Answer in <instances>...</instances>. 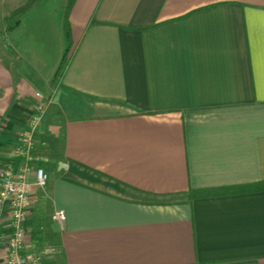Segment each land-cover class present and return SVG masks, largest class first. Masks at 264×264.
I'll list each match as a JSON object with an SVG mask.
<instances>
[{"label":"crops","instance_id":"obj_1","mask_svg":"<svg viewBox=\"0 0 264 264\" xmlns=\"http://www.w3.org/2000/svg\"><path fill=\"white\" fill-rule=\"evenodd\" d=\"M70 22L54 83L63 53L47 64L0 43V187L8 166L33 182L26 250L44 264H264V0H75ZM219 188L233 191L191 196Z\"/></svg>","mask_w":264,"mask_h":264},{"label":"rangeland","instance_id":"obj_2","mask_svg":"<svg viewBox=\"0 0 264 264\" xmlns=\"http://www.w3.org/2000/svg\"><path fill=\"white\" fill-rule=\"evenodd\" d=\"M67 1L36 0L32 7L21 15L20 27L18 25L16 30L9 31V26L17 17L12 20L7 17L22 4L14 0H0V43H16L20 55L27 59L30 56L28 50H31L36 58L45 56L48 59L47 64L57 62L65 48L63 19Z\"/></svg>","mask_w":264,"mask_h":264},{"label":"built area","instance_id":"obj_3","mask_svg":"<svg viewBox=\"0 0 264 264\" xmlns=\"http://www.w3.org/2000/svg\"><path fill=\"white\" fill-rule=\"evenodd\" d=\"M41 96L40 92H37ZM44 103L39 102L34 106L30 117L29 128L24 134L23 141L32 144L35 133L43 119ZM48 174L46 170L39 167L35 171V180L39 188L47 186ZM33 182L26 172H17L12 166L4 170V176L0 187V209L7 201L12 203L11 228L12 233L8 238V246L4 260L6 264H44L41 254L30 253L26 250L27 236L25 223L28 216L29 206L32 198ZM67 218L65 210H57L53 219L63 222Z\"/></svg>","mask_w":264,"mask_h":264},{"label":"trees","instance_id":"obj_4","mask_svg":"<svg viewBox=\"0 0 264 264\" xmlns=\"http://www.w3.org/2000/svg\"><path fill=\"white\" fill-rule=\"evenodd\" d=\"M35 1L36 0H29L23 6L16 9L10 16L7 17L8 20H12L13 17H17L16 21L9 26V30H13L15 27H17L20 24L21 15L25 13L26 11H28L32 7L33 2ZM74 2L75 0H69L67 7H66L65 19H64V24H63L64 36H65V48H64L63 55L59 63V66L55 72L53 83L63 75L65 67L68 63L70 51L73 46V35H72V27H71V22H70V12L72 10ZM257 187H260V186L254 185V186L237 187L236 189H234V192L245 191L247 190V188H257ZM232 191L233 190H231V188L191 191V196L192 197H208V196H216V195H225V194L231 193Z\"/></svg>","mask_w":264,"mask_h":264}]
</instances>
